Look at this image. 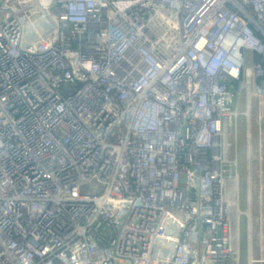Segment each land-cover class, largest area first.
<instances>
[{"label": "built area", "instance_id": "2783aa9c", "mask_svg": "<svg viewBox=\"0 0 264 264\" xmlns=\"http://www.w3.org/2000/svg\"><path fill=\"white\" fill-rule=\"evenodd\" d=\"M262 104L264 0H0V264L264 263Z\"/></svg>", "mask_w": 264, "mask_h": 264}, {"label": "rangeland", "instance_id": "374dc122", "mask_svg": "<svg viewBox=\"0 0 264 264\" xmlns=\"http://www.w3.org/2000/svg\"><path fill=\"white\" fill-rule=\"evenodd\" d=\"M249 52L246 51V55ZM259 102V100H258ZM257 104V101H256ZM260 115L262 118L260 120ZM255 124L253 129L252 140L260 136V141H258L259 148L258 153L256 152V141L252 142V189L254 199H253V228L254 234L252 237V250L254 256L260 257L264 256V182L261 178V169L264 166V132L262 134L261 125L264 126V105L255 106L254 110ZM261 121V123H260ZM260 123V125H259ZM259 125V126H258ZM245 120L244 116L241 114L238 118V138H237V154L239 161V173L241 176V206L244 207V173H245ZM263 139V140H262ZM259 140V139H258ZM263 142V143H262ZM259 159V161H258ZM258 163V166H257ZM261 164V168H260ZM256 175V176H255ZM258 183V186H257ZM244 220L242 221V240H241V261L240 264H246V253H245V237H244ZM264 264V263H261Z\"/></svg>", "mask_w": 264, "mask_h": 264}, {"label": "crops", "instance_id": "0c3cea01", "mask_svg": "<svg viewBox=\"0 0 264 264\" xmlns=\"http://www.w3.org/2000/svg\"><path fill=\"white\" fill-rule=\"evenodd\" d=\"M261 128H262V134H263V132H264V126H263V124L261 125ZM253 141H256V148L255 149H256V152L258 153V149H261V147L259 148L260 143L258 145V141H260V136L257 135V138H255V140L253 139ZM258 161H259V159H258ZM257 166H258V163H257ZM260 168H261V164H260ZM261 170H262L261 171V178H262V181L264 182V166H263V168ZM257 186H258V183H257ZM253 195H255V194H253ZM253 234H254V231H253Z\"/></svg>", "mask_w": 264, "mask_h": 264}, {"label": "trees", "instance_id": "16d2710c", "mask_svg": "<svg viewBox=\"0 0 264 264\" xmlns=\"http://www.w3.org/2000/svg\"><path fill=\"white\" fill-rule=\"evenodd\" d=\"M259 58H260V56L257 55V59H259Z\"/></svg>", "mask_w": 264, "mask_h": 264}]
</instances>
